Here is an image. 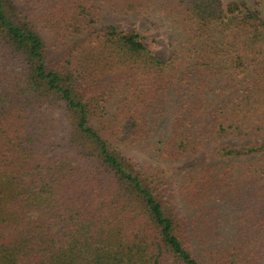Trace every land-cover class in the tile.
<instances>
[{"label": "trees", "instance_id": "1", "mask_svg": "<svg viewBox=\"0 0 264 264\" xmlns=\"http://www.w3.org/2000/svg\"><path fill=\"white\" fill-rule=\"evenodd\" d=\"M261 1L0 0V264H264Z\"/></svg>", "mask_w": 264, "mask_h": 264}, {"label": "rangeland", "instance_id": "2", "mask_svg": "<svg viewBox=\"0 0 264 264\" xmlns=\"http://www.w3.org/2000/svg\"><path fill=\"white\" fill-rule=\"evenodd\" d=\"M242 1H248L251 5L254 4V0H223L225 4ZM260 5L264 14V0L261 1ZM110 25L140 34L144 39L145 45L162 60H167L174 54V50L171 47L172 33L169 30L168 23L163 16L157 15L155 12L141 16L110 12L102 15L100 22L96 21V28L98 29L101 26ZM190 165L191 161H187L178 165H168L166 168L172 172L171 175L174 177Z\"/></svg>", "mask_w": 264, "mask_h": 264}]
</instances>
